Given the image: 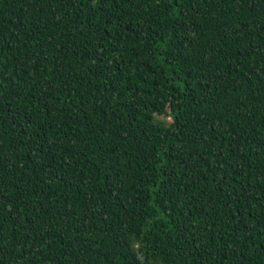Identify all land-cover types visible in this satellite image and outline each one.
<instances>
[{"label": "trees", "instance_id": "1", "mask_svg": "<svg viewBox=\"0 0 264 264\" xmlns=\"http://www.w3.org/2000/svg\"><path fill=\"white\" fill-rule=\"evenodd\" d=\"M0 264H264V0H0Z\"/></svg>", "mask_w": 264, "mask_h": 264}]
</instances>
